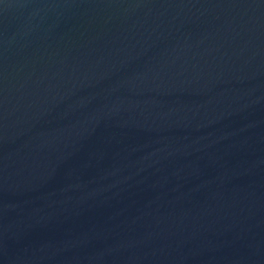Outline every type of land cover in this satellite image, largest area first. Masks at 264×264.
Returning <instances> with one entry per match:
<instances>
[{"label":"water","instance_id":"obj_1","mask_svg":"<svg viewBox=\"0 0 264 264\" xmlns=\"http://www.w3.org/2000/svg\"><path fill=\"white\" fill-rule=\"evenodd\" d=\"M0 35V264H264V0H68Z\"/></svg>","mask_w":264,"mask_h":264},{"label":"clouds","instance_id":"obj_2","mask_svg":"<svg viewBox=\"0 0 264 264\" xmlns=\"http://www.w3.org/2000/svg\"><path fill=\"white\" fill-rule=\"evenodd\" d=\"M73 7L68 0H0V35L28 42L51 32Z\"/></svg>","mask_w":264,"mask_h":264}]
</instances>
